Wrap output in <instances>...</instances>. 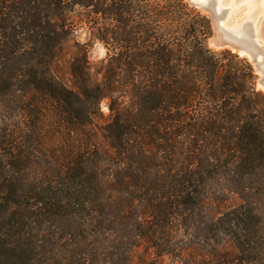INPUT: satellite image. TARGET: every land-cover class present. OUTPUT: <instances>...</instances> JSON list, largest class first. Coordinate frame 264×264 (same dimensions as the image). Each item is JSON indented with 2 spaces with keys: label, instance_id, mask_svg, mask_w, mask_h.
I'll return each mask as SVG.
<instances>
[{
  "label": "trees",
  "instance_id": "trees-1",
  "mask_svg": "<svg viewBox=\"0 0 264 264\" xmlns=\"http://www.w3.org/2000/svg\"><path fill=\"white\" fill-rule=\"evenodd\" d=\"M211 32L187 0H0V264H264V91Z\"/></svg>",
  "mask_w": 264,
  "mask_h": 264
},
{
  "label": "rangeland",
  "instance_id": "rangeland-1",
  "mask_svg": "<svg viewBox=\"0 0 264 264\" xmlns=\"http://www.w3.org/2000/svg\"><path fill=\"white\" fill-rule=\"evenodd\" d=\"M222 5L221 8L228 9L226 12L225 24L229 26H233L237 24H243L244 22L250 23L253 25V37L259 43L260 51L264 52V3H261L262 0H252L250 3H247V0H221ZM192 5V4H191ZM195 6V5H193ZM196 7V6H195ZM198 8V7H196ZM204 14H206L211 22V28L213 30L212 17L209 13L203 9L198 8ZM82 33V32H81ZM84 34L80 35V39L84 38ZM213 34L211 32V36L207 39V46L213 51H219L221 49H229L232 52L237 53L240 57H244L253 67V70L256 75V89L264 91L259 85V81L263 79V75L258 71L257 66L254 61L248 56L241 55L237 51L233 50L228 45L230 41H227L228 45L217 47L212 43ZM104 56V50L99 45H95L92 50L91 60L93 63H97ZM97 79H100V75L97 76ZM100 110L103 116L108 115L107 109V100H102L100 102Z\"/></svg>",
  "mask_w": 264,
  "mask_h": 264
},
{
  "label": "water",
  "instance_id": "water-1",
  "mask_svg": "<svg viewBox=\"0 0 264 264\" xmlns=\"http://www.w3.org/2000/svg\"><path fill=\"white\" fill-rule=\"evenodd\" d=\"M187 2L207 11L212 17V43L215 46H226L227 41H230L229 47L254 61L258 71L263 75L259 85L264 90V52L260 51L258 41L253 37V25L244 22L237 26H225L224 20L228 9L221 8L220 0H187Z\"/></svg>",
  "mask_w": 264,
  "mask_h": 264
},
{
  "label": "bare ground",
  "instance_id": "bare-ground-1",
  "mask_svg": "<svg viewBox=\"0 0 264 264\" xmlns=\"http://www.w3.org/2000/svg\"><path fill=\"white\" fill-rule=\"evenodd\" d=\"M221 1V0H220ZM252 0H247V3H250ZM263 1L264 0H262V2L261 3H263ZM221 3H222V1H221ZM224 25L226 26V24H225V22H224ZM233 26H235V25H233ZM232 27V26H231Z\"/></svg>",
  "mask_w": 264,
  "mask_h": 264
}]
</instances>
